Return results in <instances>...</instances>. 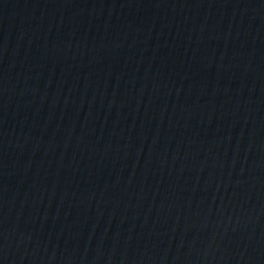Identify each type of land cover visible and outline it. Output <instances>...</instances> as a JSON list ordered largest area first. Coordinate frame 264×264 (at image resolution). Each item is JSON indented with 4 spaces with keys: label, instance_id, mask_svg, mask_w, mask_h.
<instances>
[{
    "label": "water",
    "instance_id": "95a60500",
    "mask_svg": "<svg viewBox=\"0 0 264 264\" xmlns=\"http://www.w3.org/2000/svg\"><path fill=\"white\" fill-rule=\"evenodd\" d=\"M0 264H264V0H0Z\"/></svg>",
    "mask_w": 264,
    "mask_h": 264
}]
</instances>
